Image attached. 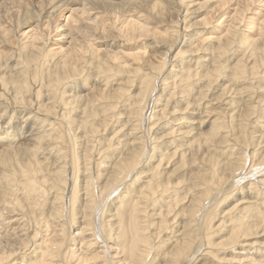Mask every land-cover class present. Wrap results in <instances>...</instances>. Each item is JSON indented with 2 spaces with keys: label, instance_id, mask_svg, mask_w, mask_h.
<instances>
[{
  "label": "bare ground",
  "instance_id": "1",
  "mask_svg": "<svg viewBox=\"0 0 264 264\" xmlns=\"http://www.w3.org/2000/svg\"><path fill=\"white\" fill-rule=\"evenodd\" d=\"M2 1L0 264H264V0Z\"/></svg>",
  "mask_w": 264,
  "mask_h": 264
},
{
  "label": "rangeland",
  "instance_id": "2",
  "mask_svg": "<svg viewBox=\"0 0 264 264\" xmlns=\"http://www.w3.org/2000/svg\"><path fill=\"white\" fill-rule=\"evenodd\" d=\"M189 1H191V2H188V3H192L193 2V0H189ZM194 1H196V0H194ZM2 2L3 1L0 0V4ZM192 5L193 4H191L190 5V8L188 9V12L186 14V19L189 20L190 23L195 24V26H199V24H198L199 20L208 19L209 15L211 13H210V11H208V12L203 11L201 14H195L192 11V9H193ZM82 7L83 6L80 5L77 0H72V1L67 2V9L66 10H63V13L62 12L60 13V15H59V17L57 19V23H59V24L67 23L68 26H70V25L77 26V23L74 21L75 19L73 18L74 19L73 20L70 17L73 14V12H74V15L73 16H75L76 19H78L81 22H83V21L85 22L83 16H80V14H79L80 13V10L78 8L82 9ZM223 8H224V6L222 7V9ZM69 17H70V19H69ZM216 17H218V16L216 15ZM221 18H223V17H221ZM67 20H69V22H67ZM139 22H140V24L142 23L143 25H146L147 27L148 26H150V27H156L157 26V23H153V21H150V22H147V21L146 22L145 21H139ZM79 24L82 25V23H80V22H79ZM215 24L216 23H213V24H207V23H205L204 25H202V27H200V29L201 30H203L205 28H207L209 30H211V29L212 30H215V29L220 30V29H222L221 25H217V27H215L214 26ZM112 29L115 30L116 28H112ZM157 29L159 31H162V32H166L168 30L167 27H163V26H159ZM120 33L123 34V32H121V31H120ZM20 34H19V36L22 37V38H24V40L27 42L28 39L25 38V37H23V36H21ZM113 35H119V34L116 33L115 31L114 32L112 31L111 34H106L104 36V38H96V41H94V40L92 41L94 43V47L95 48H98V47H105L106 46L110 50L111 49H113L115 51L123 50V53L124 52H128V51L134 52V51H137V50H141V51L147 50V54H152V55H154L156 53V51L151 50L150 47H149L150 40L146 38V37H148V35L144 34V32L141 31V30H140L139 33H137V32L135 33V35H134L135 38L134 39L129 38L127 40V39H125L124 36L123 37L120 36V39L114 40L113 39ZM52 36H53L52 37L53 42L54 41L57 42L55 40L57 38V36H54V34H52ZM98 37H100V35H98ZM67 41L69 42L70 39L67 38ZM126 41H128V42H126ZM112 42H117V43H122V44H120V45H112L113 44ZM65 44H67V42ZM123 53H122V56H123ZM120 60L121 61L122 60H127V58L122 57ZM216 106L217 105H213V107L211 109H216ZM207 127H206V129H207ZM203 248H205V245H202L201 249H203ZM203 250H201V252H203Z\"/></svg>",
  "mask_w": 264,
  "mask_h": 264
}]
</instances>
